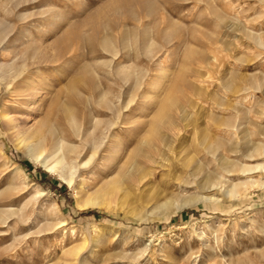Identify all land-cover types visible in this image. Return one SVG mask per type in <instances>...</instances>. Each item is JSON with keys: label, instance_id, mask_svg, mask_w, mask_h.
Returning a JSON list of instances; mask_svg holds the SVG:
<instances>
[{"label": "rangeland", "instance_id": "374dc122", "mask_svg": "<svg viewBox=\"0 0 264 264\" xmlns=\"http://www.w3.org/2000/svg\"><path fill=\"white\" fill-rule=\"evenodd\" d=\"M0 264H264V0H0Z\"/></svg>", "mask_w": 264, "mask_h": 264}, {"label": "bare ground", "instance_id": "6f19581e", "mask_svg": "<svg viewBox=\"0 0 264 264\" xmlns=\"http://www.w3.org/2000/svg\"><path fill=\"white\" fill-rule=\"evenodd\" d=\"M34 137V136H33ZM36 137V136H35ZM58 137V136H57ZM39 138V137H38ZM66 138V137H65ZM35 139V138H34ZM47 140V139H46ZM47 142H49V141H47ZM50 143V142H49ZM52 143V142H51ZM37 144V143H36ZM41 144V143H40ZM45 145H49L48 143L47 144H45ZM38 146V145H37ZM44 147V146H43ZM52 149H53V147H51ZM28 149H29V154H30V156L31 157H34L35 159H36V161H39V162H41L44 166L46 165V163L44 162V160L43 159H41V154H37V153H39L40 151H38L37 150V152L35 151V150H33L32 149V147L31 146H28ZM35 149H36V147H35ZM39 149V148H38ZM42 149V148H41ZM47 149V148H46ZM46 149L44 150V151H46ZM54 152H53V154H54V156L53 157H55V162H56V164L55 165H53V166H48V165H46L45 167L47 168V169H49V171H52V172H57L61 177H66L65 176V173H63V171L61 170V168H60V166H63L64 168H65V166H67L66 165V162H67V155H66V152H65V150H67L66 149V147H65V144H64V141L63 140H60V141H58L56 144H55V146H54ZM52 150V151H53ZM36 153H35V152ZM43 151V150H42ZM41 151V152H42ZM43 151V152H44ZM48 151H49V149H48ZM43 152H42V154H43ZM49 156V155H48ZM52 157V158H53ZM49 158H51V157H49ZM51 158V159H52ZM56 173V174H57Z\"/></svg>", "mask_w": 264, "mask_h": 264}, {"label": "trees", "instance_id": "16d2710c", "mask_svg": "<svg viewBox=\"0 0 264 264\" xmlns=\"http://www.w3.org/2000/svg\"><path fill=\"white\" fill-rule=\"evenodd\" d=\"M91 213H94V212H91Z\"/></svg>", "mask_w": 264, "mask_h": 264}]
</instances>
